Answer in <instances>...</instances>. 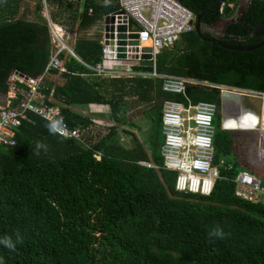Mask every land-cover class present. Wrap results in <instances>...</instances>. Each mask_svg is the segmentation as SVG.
Returning a JSON list of instances; mask_svg holds the SVG:
<instances>
[{"label": "trees", "instance_id": "trees-1", "mask_svg": "<svg viewBox=\"0 0 264 264\" xmlns=\"http://www.w3.org/2000/svg\"><path fill=\"white\" fill-rule=\"evenodd\" d=\"M40 1L35 11L41 22L15 20V14L3 18L0 11L2 94L8 92L14 72L33 78L48 63L52 44ZM178 1L199 16L201 32L185 33L163 49L156 59L157 73L264 93V45L239 52L201 39L214 37L205 27L231 18L238 0H232L233 8L226 5L230 0ZM46 3L71 6L69 0ZM18 5L19 0H14ZM118 9V0L113 7L84 0L79 26L91 25ZM263 17L264 1L252 0L219 40L231 45L258 43L260 37L254 36L252 27ZM102 47L101 40L77 38L73 50L84 63L94 65L101 60ZM65 52L61 58L67 72H51L63 77L64 83L44 81L45 103L58 106L70 127L95 122L92 114L73 110L91 105L107 108L113 125L85 146L50 134L46 121L29 114L17 130L16 145H0V264H264V206L235 197L232 180L248 169L240 163L241 142L232 131L222 129L219 90L186 86L184 95L191 103L217 106L214 165L225 164L220 168L221 180L210 197L177 193L175 174L163 171L160 155L151 159L159 170L143 168L139 162H150L143 147L137 143L124 148L115 135L120 116L132 105L128 101L150 104L149 111L160 123L163 101L185 103L184 98L164 93L160 79L94 76ZM225 123L227 129L241 130L233 127L232 120ZM260 129L264 133V120ZM37 141L46 144L47 151L36 148ZM217 231L230 235L223 240L209 236ZM5 237L16 242L15 251L5 247Z\"/></svg>", "mask_w": 264, "mask_h": 264}, {"label": "built area", "instance_id": "built-area-1", "mask_svg": "<svg viewBox=\"0 0 264 264\" xmlns=\"http://www.w3.org/2000/svg\"><path fill=\"white\" fill-rule=\"evenodd\" d=\"M118 3L119 9L108 15L110 18L107 29L106 23L104 24L101 60L94 65L82 64L91 69L94 76L101 78L137 75L157 78L161 80V90L164 93L184 98L185 103L165 100L161 106V168L175 174L173 190L177 193L210 197L216 183L221 180L220 168L225 167L223 162L214 165L216 126L213 120L217 106L205 101L191 103L185 97L184 89L186 86L202 85L217 88L219 92L238 90L157 73L156 59L159 53L172 47L181 35L194 30V14L178 0H118ZM223 5L222 2L220 11ZM226 5L231 7L232 3L228 2ZM63 35L60 29L51 32L53 51L42 74L30 78L14 72L8 79L6 98L0 99V145H16L17 130L22 121L28 120L29 114L46 121L42 113L46 115L52 110L54 116L60 117L58 106L45 103L43 89L44 81L52 71L67 72L59 56L63 50L69 53L72 51L64 42ZM119 55L124 57L119 58ZM143 55L150 58L143 59ZM146 66H150L149 73L140 69ZM19 96L20 101L14 105ZM222 129L232 131L226 128L225 123H222ZM56 135L86 146L92 134L90 126L70 127L64 121L62 133ZM97 156L99 154L94 155L99 160ZM138 164L146 169H160L151 163ZM232 183L235 185L236 198L264 206V183L259 179L241 171Z\"/></svg>", "mask_w": 264, "mask_h": 264}, {"label": "crops", "instance_id": "crops-1", "mask_svg": "<svg viewBox=\"0 0 264 264\" xmlns=\"http://www.w3.org/2000/svg\"><path fill=\"white\" fill-rule=\"evenodd\" d=\"M38 1L39 0H19L18 7H15L14 6V0H0V11L3 10L2 17L3 18L4 17L9 18L8 16L10 14H13V15L15 14V20L18 18H22V19L25 18V20H27V21L38 22L39 20L37 19V14L35 11V7H36V4L38 3ZM94 1H95L96 5L100 4L101 7H105V6L113 7L114 2H117V0H108V3L106 4L105 0H94ZM239 1L240 0H238V4H239ZM248 1H250V0H248ZM40 2L43 5V10L45 9V11L47 12L46 13L47 16H45L43 14V12H41V15L46 20L47 27L49 30L50 39H51V32L52 31H55V30L59 31V29L61 31H63V33H64L63 40L66 43V45L72 51V53H69L68 51L63 50V51H66L65 55H70V56L74 57L80 64L84 63L76 55V53L73 50L75 40L77 38H85V39H98V40H101V42H102L105 18L109 15V13H108V15H104L105 17L103 16L102 18H100L99 21H97L91 25L86 24V25L79 26L80 20L77 16L83 9L84 0H78V1L69 0V4L71 5L70 7H65V6L60 7V6H56L55 4H52V3L48 4V3H46V0H41ZM228 2L232 3V6L231 7L228 6V7L233 8V1L230 0ZM246 8L247 7L244 6L242 11L244 12ZM236 11L237 10H235V13L231 18H233L235 16ZM242 11H241V13L243 14ZM91 14H92V9H90V11H88L87 16H91ZM194 17H195V15H194ZM231 18H229V19H231ZM39 22H41V21H39ZM232 22H234V21H232ZM229 23H231V22H228L225 24L224 29H225L226 25H228ZM98 27H101V29H99V31H101V32H95L96 30H98ZM51 44H52V41H51ZM52 51H53V47L51 49V52ZM59 57L64 64V60L61 58V53H60ZM145 64L148 65V63H145ZM140 69L146 70V71H143L145 73L150 72V66L142 67ZM156 71H157V69H156ZM160 75H164V74H160ZM114 77L143 78V79H154V80L157 79V78H152V77H148V76L143 77V76H139V75H137V76H125V77L124 76H114ZM114 77H108V78H114ZM46 79H47V81L55 82L58 85H62L64 83L63 77H61L58 74H53V73L49 74ZM6 95H7V93L2 94L0 92V99L5 100ZM128 102L132 103V105L130 108L127 109V111L124 115L120 116L119 126L116 130V135L118 134L117 138L119 137L118 139H120V141H122V144L120 142L119 143L124 148L125 147L126 148H128V147L134 148V147H137L136 145H137V143H139L143 147V149L145 150L146 147L143 145V143H145L149 139L150 145L151 144L154 145L155 141H153V137L151 138V135H144L141 133V137H138L136 134V132L140 133L141 129L143 127V126H139V123H142V122H140L141 121L140 118L143 116V112H142V115H141V112H137V110L143 104L133 105L132 101H128ZM145 105H149V107H150V104H145ZM73 110L79 114H82L83 116H87V115L92 114L93 116L96 117L95 122L90 126L91 134H92L90 136L91 138L94 135V132H93L94 130L97 131V129H99V130H105L106 131V129L110 128L111 125H113V123H111L109 120L110 111L105 107L96 106V105H91V106H87V107L86 106H79V107H73ZM152 112L153 111H150V113H152ZM248 115L249 114H247V121L250 120L251 122L250 121L246 122L247 126H242L238 120L231 118L230 120H232L233 124H234L233 127H240L241 130L249 128V129L256 130V131L262 133V131L257 126L258 122H259L258 118L255 115L251 116L252 118L249 117ZM253 119H255L257 121L255 127L252 126L253 121H254ZM128 120H130L131 123H134L132 125H135V126H125L126 123L128 122ZM137 125L139 127V130L135 131L134 127H137ZM263 135H264V133H263ZM103 136L104 135L100 136L98 138V140L100 138H102ZM145 152L147 153V155L149 157V161H150V162H146V163L152 164V160L150 159L149 152L146 150H145Z\"/></svg>", "mask_w": 264, "mask_h": 264}, {"label": "rangeland", "instance_id": "rangeland-1", "mask_svg": "<svg viewBox=\"0 0 264 264\" xmlns=\"http://www.w3.org/2000/svg\"><path fill=\"white\" fill-rule=\"evenodd\" d=\"M248 2H249L248 0H240L236 8L237 10L236 14L233 18L220 19L218 22L206 26L205 30L215 37L221 36L223 34L225 24L228 22L239 20L241 11L243 10V7L247 5ZM42 12L45 16H47L46 15L47 12L45 11V9ZM99 29H101V27H98V30H96L95 32H101L99 31ZM142 71H146V70H142ZM148 111H149V105H145V104H143L137 110V112H141V115L143 112V116L140 118L141 120L140 122L142 123H139V126H143V127L141 129V132L140 133L136 132V134L138 137H141V133L144 135H151V138L153 137V141H155L154 145L153 144L150 145L149 139L145 143H143V145L146 147L145 150L149 152L150 159H153V157L158 156L160 153V145L163 141V136L161 135V125L158 122L157 115L153 112L150 113V111L149 112ZM245 115L246 116H244V114L242 116H239L240 119H238V121L242 126H247L246 122L250 121V120L247 121V113ZM253 120H252L253 121L252 126L255 127L257 121L255 119ZM262 120H264L263 115H262ZM132 124L134 123H131V121L128 120L125 126H135ZM257 126L260 129L261 121L258 122ZM134 129L135 131L139 130L138 125L137 127H134ZM107 130L108 129H106V131L99 129H97V131L94 130L93 131L94 135L92 138L91 137L88 138V142L93 143L97 141L100 136L107 134L106 133ZM232 134L234 135V137L238 142H241V148L239 150V159L241 165L245 166L248 169V171L254 175V177L259 179L261 182H264V160L261 155L262 151H264V148L262 147L263 146L262 140H264V137L260 135V132L255 130H237V131L235 130L232 131ZM117 135H115L116 136L115 138H117ZM118 142L122 144V141H120V139H118ZM97 159H99V156H97Z\"/></svg>", "mask_w": 264, "mask_h": 264}, {"label": "water", "instance_id": "water-1", "mask_svg": "<svg viewBox=\"0 0 264 264\" xmlns=\"http://www.w3.org/2000/svg\"><path fill=\"white\" fill-rule=\"evenodd\" d=\"M110 16L105 18L106 29L108 28V21ZM194 30L198 35H200V22L199 16H195V23H194ZM253 34L255 37H260L258 43L254 45H231L225 42L220 41L216 37L212 38H204L201 37L202 40L212 42L213 44H217L222 48L231 50V51H239V52H250L255 49H258L260 46L264 45V17L263 19L258 22L257 24L253 25L252 27ZM122 36V34H119ZM119 58H123V55H119ZM143 59H149L148 55H143ZM238 91L232 90H222L220 92L221 98V114H222V123H225L227 120L234 118L236 120L240 119L239 116H246L245 114H257L260 115L263 109V100H264V93H256V92H249L241 89H234ZM256 131V130H255ZM261 136L264 137L263 133H260ZM264 140H262L263 142ZM262 157H264V151L261 153Z\"/></svg>", "mask_w": 264, "mask_h": 264}, {"label": "clouds", "instance_id": "clouds-1", "mask_svg": "<svg viewBox=\"0 0 264 264\" xmlns=\"http://www.w3.org/2000/svg\"><path fill=\"white\" fill-rule=\"evenodd\" d=\"M106 4L108 3V0H105ZM45 120L47 121L46 123V127L48 128V131L50 134L52 135H56V134H60L63 131L64 128V120L63 117H56L52 114V110L48 111V114H43ZM235 131V130H232ZM237 131V130H236ZM36 148H44L45 151H47V145L37 141L36 143ZM37 154H39V152H37ZM227 235H230L229 233L225 234L222 231H217V232H210L209 236L210 237H216V239H225ZM21 243H23L21 241ZM4 244L5 247L7 249H10L11 251H15L16 250V242L11 241V239L9 237H5L4 240Z\"/></svg>", "mask_w": 264, "mask_h": 264}, {"label": "flooded vegetation", "instance_id": "flooded-vegetation-1", "mask_svg": "<svg viewBox=\"0 0 264 264\" xmlns=\"http://www.w3.org/2000/svg\"><path fill=\"white\" fill-rule=\"evenodd\" d=\"M252 0H250L249 1V3L245 6V7H248V5L250 4V2H251ZM243 12V11H242ZM244 13V12H243ZM243 14L241 13V15H240V17H239V20H240V18H241V16H242ZM239 20H237V21H239ZM219 21V20H218ZM217 21V22H218ZM227 26V25H226ZM213 36V35H212ZM215 37V36H214ZM216 38H218V39H221L222 38V35L221 36H217ZM217 86H222V87H227V86H223V85H217ZM228 88H233V87H228ZM233 89H241V88H233ZM241 90H245V91H249V92H256V93H262V92H258V91H255V90H252V89H241ZM254 115V114H253ZM252 114H250L249 113V117H251V116H253ZM252 118V117H251ZM263 160H264V157H263Z\"/></svg>", "mask_w": 264, "mask_h": 264}, {"label": "bare ground", "instance_id": "bare-ground-1", "mask_svg": "<svg viewBox=\"0 0 264 264\" xmlns=\"http://www.w3.org/2000/svg\"><path fill=\"white\" fill-rule=\"evenodd\" d=\"M263 108H264V100H263ZM262 113H263V109H262V112L260 115H257V114H254L257 118H258V121L260 122L262 120ZM253 115V114H252Z\"/></svg>", "mask_w": 264, "mask_h": 264}]
</instances>
